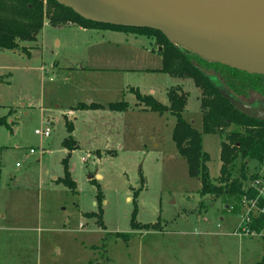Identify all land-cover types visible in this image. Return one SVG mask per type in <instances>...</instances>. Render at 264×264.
<instances>
[{
	"label": "rangeland",
	"instance_id": "374dc122",
	"mask_svg": "<svg viewBox=\"0 0 264 264\" xmlns=\"http://www.w3.org/2000/svg\"><path fill=\"white\" fill-rule=\"evenodd\" d=\"M33 34L18 49L0 48V116L8 121L0 124V264H264V230L234 234L245 195H202L172 139L176 118L146 109L131 91L169 104L168 92L181 89L184 118L202 129L201 89L192 78L159 71L162 37L54 25L46 17ZM235 96L264 101L257 92ZM122 100L123 111L78 107ZM67 121L72 151L64 145ZM47 125L50 135L41 136ZM202 137L215 181L225 136ZM64 159L74 191L57 180ZM260 168L239 156L231 178L245 189ZM134 212L140 226L159 227L131 228Z\"/></svg>",
	"mask_w": 264,
	"mask_h": 264
},
{
	"label": "trees",
	"instance_id": "16d2710c",
	"mask_svg": "<svg viewBox=\"0 0 264 264\" xmlns=\"http://www.w3.org/2000/svg\"><path fill=\"white\" fill-rule=\"evenodd\" d=\"M0 0V48L18 49V40H33V33L39 31L44 23V18L54 25L71 22L88 29H110L124 32H133L146 35H154L156 39L162 37L165 43L162 45V67L159 71L178 78H192L195 84L201 89L200 107L202 111V129L193 126L183 113L186 109L188 95L179 88H172L168 92L169 104L158 101L153 95H143L138 89L132 88L139 102L143 103L146 109L164 114L171 113L176 122L172 131V139L178 153L187 159L189 174L198 177L201 182L200 193L202 195H213L225 197L234 195L240 200L244 194L253 195L254 191L242 187V182L231 178V171L236 159L250 157L262 163L264 159V120L249 117L237 110L226 98H224L214 85L206 78V68L219 73L218 78L222 84L230 89L235 95L247 96L250 92L264 94V75L250 74L228 66L207 61L188 50L170 43L158 30L147 28H133L117 26L107 23L94 22L82 18L71 8L65 7L55 0ZM10 16V17H9ZM14 17V19H11ZM211 75V74H208ZM79 108L100 109L109 108L113 111H123L128 108L124 100L111 102L107 106L90 102L80 103ZM0 124L7 125L6 116H0ZM231 130L226 131L228 128ZM74 125L67 121L69 135L64 140V145L69 151L77 148V142L72 134ZM204 133H219L225 136L221 143V167L220 175L215 180L210 177L208 160L209 154L203 150L202 136ZM64 161V176L57 179L67 185L72 191L75 181L71 176L66 159ZM257 172L252 174V178ZM98 200L101 199L99 188ZM239 203V202H238ZM102 213V211H101ZM94 216V214H88ZM103 226L102 221H98ZM264 226V218H256L251 227L260 232ZM159 227L158 224H144L140 226L135 217L131 218V228L152 229ZM117 237H128V234H115ZM125 238V239H126ZM128 240V238H127Z\"/></svg>",
	"mask_w": 264,
	"mask_h": 264
},
{
	"label": "water",
	"instance_id": "95a60500",
	"mask_svg": "<svg viewBox=\"0 0 264 264\" xmlns=\"http://www.w3.org/2000/svg\"><path fill=\"white\" fill-rule=\"evenodd\" d=\"M84 19L160 31L199 57L264 75V0H55ZM243 114L264 120V101L239 100L217 77L206 75Z\"/></svg>",
	"mask_w": 264,
	"mask_h": 264
},
{
	"label": "built area",
	"instance_id": "2783aa9c",
	"mask_svg": "<svg viewBox=\"0 0 264 264\" xmlns=\"http://www.w3.org/2000/svg\"><path fill=\"white\" fill-rule=\"evenodd\" d=\"M41 136H49L51 128L49 125L42 127L37 131ZM31 153H35L33 148L30 149ZM43 153V151H41ZM249 189L254 191V194L251 196L248 193L245 195V215L242 216V219L238 226L236 227L234 234H245V235H255L261 234L264 230L257 232L255 229H252L251 225L253 221L258 217L264 218V159L261 163V168L257 173V176L250 182Z\"/></svg>",
	"mask_w": 264,
	"mask_h": 264
},
{
	"label": "crops",
	"instance_id": "0c3cea01",
	"mask_svg": "<svg viewBox=\"0 0 264 264\" xmlns=\"http://www.w3.org/2000/svg\"><path fill=\"white\" fill-rule=\"evenodd\" d=\"M102 30H105V29H102ZM108 30H110V29H108ZM126 33H133V32H126ZM133 34H135V33H133ZM160 68V67H159ZM100 175H98V177H99Z\"/></svg>",
	"mask_w": 264,
	"mask_h": 264
},
{
	"label": "flooded vegetation",
	"instance_id": "af4514ba",
	"mask_svg": "<svg viewBox=\"0 0 264 264\" xmlns=\"http://www.w3.org/2000/svg\"><path fill=\"white\" fill-rule=\"evenodd\" d=\"M257 100H261V99H257Z\"/></svg>",
	"mask_w": 264,
	"mask_h": 264
}]
</instances>
